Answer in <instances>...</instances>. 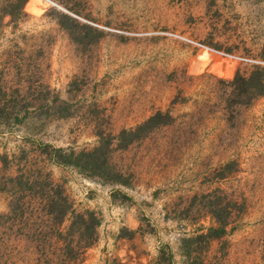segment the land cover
Segmentation results:
<instances>
[{
    "label": "rangeland",
    "instance_id": "rangeland-1",
    "mask_svg": "<svg viewBox=\"0 0 264 264\" xmlns=\"http://www.w3.org/2000/svg\"><path fill=\"white\" fill-rule=\"evenodd\" d=\"M7 1L0 0V80L7 92L0 99L12 98L27 79L32 106L36 81L49 88L42 94L50 102L55 94L68 106L29 109L20 124L0 123V157L25 153L31 160L43 144L90 150L99 134L114 137L157 111L172 120L113 150L111 163L126 185L43 160L73 212L99 220L95 242L77 250L75 261L51 255L54 233L33 235L6 220L9 197L0 193V264H187L181 240L214 225L210 203L224 207L229 200L236 207L228 233L211 244L207 260L264 264V95L227 112L219 83L264 65L257 60L264 0H40L34 10L28 0L13 19L4 17ZM56 12L103 34L74 42ZM5 173L13 175L14 167ZM70 218L61 239L69 238Z\"/></svg>",
    "mask_w": 264,
    "mask_h": 264
},
{
    "label": "trees",
    "instance_id": "trees-1",
    "mask_svg": "<svg viewBox=\"0 0 264 264\" xmlns=\"http://www.w3.org/2000/svg\"><path fill=\"white\" fill-rule=\"evenodd\" d=\"M27 1L8 0L6 2L8 5L6 11L8 12H4V17L13 19L16 16L13 10L18 9V12L21 13ZM39 3L40 0H29L27 9H37ZM65 9L77 15L67 5ZM56 15L57 24L67 32L74 42L84 43L87 41L90 32L97 33L98 39L103 34L102 31L81 23L70 14L56 12ZM88 43L91 42L88 41ZM207 46L218 50L217 47L210 44ZM257 60L264 63V49ZM40 66L41 60L37 68L39 69ZM0 81V94L6 96L4 82ZM29 83L30 81L27 79L20 81L16 88L12 91L9 90L12 92L10 95L12 98L7 101L0 99V123L20 124L28 115L29 109L46 108V111L51 112L61 108L65 109L68 106L67 103L59 100L55 94L50 102V98H46L47 95L51 94L49 88L40 81H36V89L39 93L34 98L38 104L35 107L32 106L26 97ZM219 83L226 89L220 97L227 112H232L237 107H248L257 98L264 95V65L253 64L249 71L237 70L232 80H221ZM43 92L46 93V97L42 94ZM20 113L23 115L20 116ZM68 116L69 114H65L60 117ZM171 120L172 118L168 113L157 111L136 127L122 130L114 137L99 134L97 146L90 150L76 152L72 149L53 148L48 144H43L39 146L36 158L31 160L25 153H22L21 159L15 156L10 158L4 154L0 157V193H5L9 197L8 214L4 217L11 222H18L22 227L20 228L21 231L29 230L33 235L43 231L54 233L56 240L50 247L52 249L51 255L62 261H75L77 250L87 249L95 242L99 220L95 213L90 211L73 212L64 188L52 180L50 173L43 166V160L44 163L74 168L85 176L99 178L104 182L126 185L127 183L123 180L121 173L111 163L113 150L128 148L134 142L146 138L156 129L169 126ZM11 166L14 167V174L8 175L5 172ZM211 204L214 206L210 208L209 214L214 225L205 231L201 230L181 240L180 250L187 264H212L207 260V252L211 244L222 240L228 233L230 217L234 207H236V202L229 200L224 207H220L218 203L214 202L210 203V206ZM68 216H71L67 228L69 238L61 239L63 236L61 227ZM23 236L26 240L33 238V236H28V233L23 234Z\"/></svg>",
    "mask_w": 264,
    "mask_h": 264
}]
</instances>
